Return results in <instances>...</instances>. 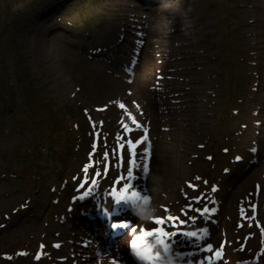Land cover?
I'll return each mask as SVG.
<instances>
[{
	"label": "rangeland",
	"instance_id": "374dc122",
	"mask_svg": "<svg viewBox=\"0 0 264 264\" xmlns=\"http://www.w3.org/2000/svg\"><path fill=\"white\" fill-rule=\"evenodd\" d=\"M153 207L185 264H264V0H0V264H103L95 214Z\"/></svg>",
	"mask_w": 264,
	"mask_h": 264
},
{
	"label": "snow or ice",
	"instance_id": "6c2138e0",
	"mask_svg": "<svg viewBox=\"0 0 264 264\" xmlns=\"http://www.w3.org/2000/svg\"><path fill=\"white\" fill-rule=\"evenodd\" d=\"M122 108L124 107V105H120ZM133 121H134V118H133ZM135 123V121H134ZM139 126V125H138ZM125 127V130H130L128 129V126L127 125H124ZM147 140V136L145 135V137H143L142 141H138L137 143H141L143 141H146ZM129 143H131V141H129ZM122 147V146H121ZM253 151H255V149H253ZM237 159H240V157H238ZM134 177L132 175V171L130 170L129 171V175H128V180H132ZM124 179V178H122ZM196 179H199V178H196ZM191 186V184L189 185ZM215 190V189H213ZM87 195V194H86ZM133 195H135V193H133ZM114 202L116 203H130L131 205H133L134 207H138L139 205L141 204H144V205H147L149 204V199L148 197L146 196H143V194H141L140 197H137L135 199H128V200H122L120 199L119 197L114 200ZM164 211L166 212L167 210L164 209ZM196 211L198 213H200L201 215L203 214H209L210 211H214V209L212 210H209L207 207L203 208V209H196ZM177 218L175 217H172V216H165L163 218H154V219H150L149 220V223L150 224H155L156 227L154 229H148V234L149 235H153V233L159 235L162 233V228L166 226V221L168 222H172L173 223V227L175 228L176 227V221ZM192 219H195V218H192ZM186 223V221H180V225H184ZM164 236H167V233H163ZM179 235H183L185 237H192V238H200L198 237V234L196 232H180ZM153 243H156L158 245L157 247V251H171V249L169 247H165L163 249H161L160 245H164L165 244V240L163 238H159V239H155L153 240ZM167 243L170 245L171 243V240L168 239ZM58 247V245H57ZM205 251H212V248L210 245L206 246L205 248ZM136 255L138 256V258L140 259H144V256L140 253V252H137ZM173 255H180L179 253H173ZM222 255V249L220 250H217L214 252V256L216 258H220ZM201 264H213V258L212 257H206L204 261H201Z\"/></svg>",
	"mask_w": 264,
	"mask_h": 264
},
{
	"label": "bare ground",
	"instance_id": "6f19581e",
	"mask_svg": "<svg viewBox=\"0 0 264 264\" xmlns=\"http://www.w3.org/2000/svg\"><path fill=\"white\" fill-rule=\"evenodd\" d=\"M261 1H263V0H261ZM114 84H116V83H114ZM111 87H112V91H117V90H120V89H121V88H118L117 85H113V86H111ZM169 178H172V176H170V172H169V171H165V172L162 174V178H161V180H162L164 183H166L167 180L171 181ZM171 192H172V190H171ZM131 193H136L137 195L130 196V197H129L130 199H135V198H137V197H140V196H139V195H140V189H136L134 192H131ZM127 194H128V193H127ZM127 194H126V195H127ZM126 195H125V196H126ZM125 196H124V197H125ZM124 199H125V198H124ZM105 201H109V199H106ZM118 211H119V209H118ZM92 223H93V221H92ZM68 229H69V228H67V229L65 230L66 233H67ZM143 246H144V244H143L142 241H137V242L133 245L134 248H142ZM113 251H114V253L112 254V256H111V257H108V258L106 259V261H104L103 264H122V263L125 262V260L123 259L122 255H121L122 251H121L118 247H116Z\"/></svg>",
	"mask_w": 264,
	"mask_h": 264
},
{
	"label": "clouds",
	"instance_id": "9594fccd",
	"mask_svg": "<svg viewBox=\"0 0 264 264\" xmlns=\"http://www.w3.org/2000/svg\"><path fill=\"white\" fill-rule=\"evenodd\" d=\"M152 207V206H150ZM156 209L153 207V210L147 213L146 215L139 216V219L142 221H148L155 215Z\"/></svg>",
	"mask_w": 264,
	"mask_h": 264
}]
</instances>
